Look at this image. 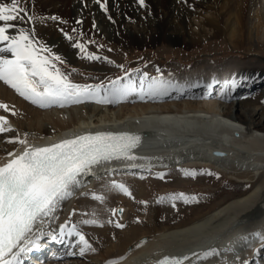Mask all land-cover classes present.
Segmentation results:
<instances>
[{"label":"bare ground","instance_id":"bare-ground-1","mask_svg":"<svg viewBox=\"0 0 264 264\" xmlns=\"http://www.w3.org/2000/svg\"><path fill=\"white\" fill-rule=\"evenodd\" d=\"M22 6L33 19L23 17L13 23L61 58L72 57L79 42L74 39H101L111 35L123 46H130L132 40L142 45L145 41L153 44L163 39L171 44L184 43L205 49V41L212 38H224L230 47H245L254 52L259 45L264 46V0H144L143 5L140 0H100V3L97 0H22ZM10 35L18 32L10 30ZM0 56L11 58L10 53H0ZM203 63L196 68L207 67ZM215 73L216 78L209 74L193 75L183 82L158 77L174 84L187 83L190 86L187 97L164 95L141 99L139 88L145 75L135 74L134 79L138 80L133 84L135 93L121 99L111 96L109 87H104L95 99L64 107L34 105L0 81V103L9 106V111L0 109V116L14 129L0 134V165L12 158L9 153L23 151L24 146L8 141L16 137L24 139L25 134L27 146L31 147L50 146L87 130L116 126H123V131H132L140 137L139 148L130 153L132 159L106 162L93 168L90 175L81 177L83 186L62 202L55 213L57 219L45 227L46 232L58 235L61 224L68 222L69 228L75 224L95 251L81 256L77 237L65 236L63 241L58 240L62 244L60 249H55L43 264L117 261L151 264L163 256L191 257L184 264H243L245 261L264 264V240L261 239L264 237V107L257 99L251 101L248 97V93L263 88L259 97L264 99V67L233 68L223 64ZM219 79L225 81L222 82L224 91L209 96L203 97L195 92L197 88H191L203 81L211 84ZM214 151L224 152V157L213 160ZM199 167L210 168L234 184L248 183L250 188L240 195L222 198L208 212L179 220L170 227H157L154 208L144 209L137 215L142 222L133 221V224L129 218L134 216L130 197L112 187L123 184L118 179L128 181L142 177L147 171ZM127 170L138 171L128 176ZM104 177L111 181L103 187L104 194L100 192L104 199H94L95 193L84 198ZM138 183L135 181L136 195L144 191ZM117 202L122 203L117 208L123 210L122 215L119 212L115 215L124 225L120 230L113 228L116 221L109 214ZM73 210L75 215L69 221ZM91 219L103 227L82 223ZM110 220L112 223H108ZM211 250L218 254L207 259L196 255ZM23 264L29 263L23 260ZM34 264L40 263L35 260Z\"/></svg>","mask_w":264,"mask_h":264},{"label":"snow or ice","instance_id":"snow-or-ice-1","mask_svg":"<svg viewBox=\"0 0 264 264\" xmlns=\"http://www.w3.org/2000/svg\"><path fill=\"white\" fill-rule=\"evenodd\" d=\"M97 2L100 3V0ZM143 2L144 0H140L141 5ZM101 7L104 8L105 5L102 3ZM23 17H27L29 21L33 19L22 6V0L0 2V44L4 45L0 47V53L11 54L10 59L0 56V81L39 107L52 105L64 107L71 103L95 99L102 86L73 84L68 76L56 67L55 62H62L61 58L53 56L50 49L35 42L27 30L18 28L13 23ZM10 30H16L18 35H10ZM76 46L82 52L85 51L82 45ZM87 58L99 59L91 54H88ZM170 90H180V86L162 78L149 80L145 76L139 88V95L141 99L145 96L155 98L169 94ZM108 91L112 96L122 99L135 93L137 89L131 82L122 85L119 80H114ZM0 109L9 111V106L0 103ZM12 114L15 115V112ZM9 131L14 129L4 116H0V134ZM26 136L27 134L24 139L16 137L8 141L18 143L24 146V149L20 154L9 153L12 158L0 165V264H20L22 254L30 250L29 246L38 248L39 241L45 235L54 241H63L65 236L77 237L81 256L88 251H95L75 224L70 228L68 222L61 224L58 235L46 232L45 227L50 226V221L57 219L55 213L62 202L70 199L76 188L83 186L81 177L90 175L95 166L105 162L125 157L132 159L130 153L138 146L140 137L112 133L85 134L50 146L31 147L27 146ZM184 174L193 177L196 175L195 172ZM159 178L163 179V175ZM112 187L129 197L132 195L123 184H113ZM93 198L103 200L101 196L94 195ZM165 199H180L185 203L197 202L195 196L187 197L183 193L160 197L158 202ZM118 211L123 214L122 209ZM71 215H75V210L70 214L69 221ZM112 215H117V210H112ZM82 223L103 227V224L95 219L84 220ZM115 226L124 227L118 222ZM255 235L259 236V233ZM261 239L264 240V237ZM217 254L215 250H211L196 255L207 259ZM189 259L191 257L188 256L164 257L157 264H184Z\"/></svg>","mask_w":264,"mask_h":264},{"label":"rangeland","instance_id":"rangeland-1","mask_svg":"<svg viewBox=\"0 0 264 264\" xmlns=\"http://www.w3.org/2000/svg\"><path fill=\"white\" fill-rule=\"evenodd\" d=\"M98 10H101L100 6ZM259 30H261V28H259ZM261 36L262 32L257 34L259 39ZM74 40L75 42L79 41L76 42V45H82L85 51L82 52L81 49L76 46L71 58L60 57L62 62L55 63L56 67L66 74L73 84L81 86H102V88H106L110 87L111 82L114 80L126 81L128 76L135 74H142L151 79L158 77H163L168 80L177 79L179 82L186 81L188 78H192L193 75L196 77L197 75L203 76L209 74L213 75V78H216L215 72H217L218 68L223 64L230 65V67L233 68L264 67V46L259 45L257 51H255L257 54H255L254 51L245 47H230L224 38H212L205 41V49L197 46H186L184 43L171 44L163 39L157 40L153 44H149L145 41L142 45H138L132 40L130 46L129 44L123 46L121 43H118L112 35L101 39L81 37L78 40ZM45 47L48 48L47 46ZM51 54L57 56L52 52ZM88 54L97 56L99 59H88ZM200 62L207 64V67L200 69L204 72H200V70L196 68ZM209 66L211 67L209 68ZM194 68L196 71L193 70ZM262 90L263 88L256 89L254 92L248 93V97L251 101L257 99L256 101L264 107V99L259 97ZM89 103L92 104L93 102L89 101ZM152 172L155 175H153ZM152 172L145 173L142 177L130 178L131 180L129 179V182L126 179H118V181L123 183L132 194L130 199L134 216H129L132 223L133 221L134 223H141L142 221L137 215L142 213L144 209L154 208L152 212H154L155 226L159 227L164 225L170 227L173 226L174 223L179 222V220H186L187 217L191 219L195 214L210 211V209L221 201L222 198L240 195L250 188L248 183L242 185L241 183L234 184L227 178L222 177L223 175L214 173L207 167L157 170V172ZM185 172H195L196 175L194 177L188 176L184 174ZM161 175H163V179L159 178ZM106 177L99 180L100 183H97L94 190L95 192H88V195L86 194L83 197L87 198L90 197V195L93 196V193H95V196L102 197L105 192L103 189L106 185L111 183L109 178ZM135 181H138V184H142L141 187L144 191L142 194H139L140 196L138 193L136 195L138 185L135 184ZM132 183H134L135 186ZM147 187H149L150 190ZM166 189L170 191H164ZM100 192L103 194L101 195ZM181 193L187 197L195 196L197 202L189 201L185 203L180 199H165L163 202H158L160 197H171ZM127 197L126 201L128 199ZM119 204L122 203L117 202L110 213L103 208L111 215V218L116 221V223L118 219L116 216L112 215V210H117V205ZM115 227L116 226H113V228L117 230L122 229Z\"/></svg>","mask_w":264,"mask_h":264},{"label":"water","instance_id":"water-1","mask_svg":"<svg viewBox=\"0 0 264 264\" xmlns=\"http://www.w3.org/2000/svg\"><path fill=\"white\" fill-rule=\"evenodd\" d=\"M214 154H215L216 156H223V153L220 152V151H215Z\"/></svg>","mask_w":264,"mask_h":264}]
</instances>
